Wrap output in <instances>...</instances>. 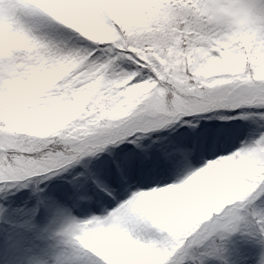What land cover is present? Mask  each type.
Returning <instances> with one entry per match:
<instances>
[{
    "label": "snow or ice",
    "instance_id": "obj_1",
    "mask_svg": "<svg viewBox=\"0 0 264 264\" xmlns=\"http://www.w3.org/2000/svg\"><path fill=\"white\" fill-rule=\"evenodd\" d=\"M20 231L51 264H264V0H0V255Z\"/></svg>",
    "mask_w": 264,
    "mask_h": 264
},
{
    "label": "rangeland",
    "instance_id": "obj_2",
    "mask_svg": "<svg viewBox=\"0 0 264 264\" xmlns=\"http://www.w3.org/2000/svg\"><path fill=\"white\" fill-rule=\"evenodd\" d=\"M60 181H54L45 187L43 196H53L57 191V185ZM36 185H29L28 188L17 191L11 200V209L15 213L18 210H27L36 205L38 195ZM39 223H43V214L38 218ZM21 239V245L15 255H10L5 247L3 254L0 255V264H29L33 258L39 259L42 264H51V256L54 242L47 238L38 236L36 233L20 231L18 233Z\"/></svg>",
    "mask_w": 264,
    "mask_h": 264
}]
</instances>
